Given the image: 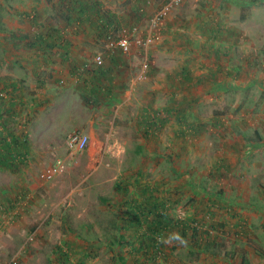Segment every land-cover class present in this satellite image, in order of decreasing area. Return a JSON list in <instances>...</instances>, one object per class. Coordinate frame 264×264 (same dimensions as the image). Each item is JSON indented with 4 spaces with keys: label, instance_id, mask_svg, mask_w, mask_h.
<instances>
[{
    "label": "rangeland",
    "instance_id": "obj_1",
    "mask_svg": "<svg viewBox=\"0 0 264 264\" xmlns=\"http://www.w3.org/2000/svg\"><path fill=\"white\" fill-rule=\"evenodd\" d=\"M168 1L151 2L142 36L139 25V34L134 27L127 31L131 48L123 54L136 45L142 56H132L134 75L128 83L121 81L123 92L114 98L101 96L105 79L93 82L89 75L81 76L90 70L85 68L73 84L59 90L63 93L55 101L39 100L36 93L12 99L19 118L9 129L21 136L15 148L21 158L18 169L0 167V232L12 229L6 220L15 221L32 205L38 208L34 225H41L47 235L36 240L34 234L23 245L26 251L38 248L43 264H59L52 255L56 250L64 254L61 262L69 261L77 243L87 248L77 250L78 260L92 252L87 264H119L118 256L128 257L134 228H122V219L145 197L140 185L157 186L161 195L172 188L174 217L209 224L206 230L214 235L212 245L194 249L170 238L177 235L175 228L167 234L157 264H264V0H181L168 11L157 35L169 38L172 46L161 41L147 48L148 73L132 84L145 62L144 48L133 38L140 35L143 40L151 33L155 14ZM57 10L47 0H0V87L10 82L13 71L19 77L31 71L35 75L41 61L34 40L50 29L68 28ZM200 21H208L215 31L201 29ZM66 28L64 34L75 33ZM174 32L179 35L172 43ZM122 33L112 31L110 36ZM88 48L94 52L92 59L117 52L108 44ZM88 63L92 66L93 61ZM184 68L203 83L184 86L177 80L174 89L168 88L171 94L155 97L152 88L166 89V80L181 76ZM134 87V95H125ZM1 94L0 116L7 121L10 111L5 106L11 101ZM148 108L158 126L146 138L138 120ZM80 129L89 135L90 146L72 154L68 137ZM55 169L51 179L43 178ZM160 184L165 187L159 192ZM241 218L246 225L239 231ZM227 222L225 229L211 230ZM20 245L8 246L7 261L25 255Z\"/></svg>",
    "mask_w": 264,
    "mask_h": 264
},
{
    "label": "crops",
    "instance_id": "obj_2",
    "mask_svg": "<svg viewBox=\"0 0 264 264\" xmlns=\"http://www.w3.org/2000/svg\"><path fill=\"white\" fill-rule=\"evenodd\" d=\"M77 1L82 7H84V9L85 8L87 9V14L82 18L84 22L78 23L79 25L78 27H73L76 24H72V26H68V28L64 26L62 28L63 31L61 34V36L63 37L62 39L59 37L56 39L49 38L45 34H42L40 38L34 40L37 42L35 46L38 47L36 53L38 57L37 60L41 61V64H39L40 62H38V68L35 72L36 77H34L35 75L32 74V71H31V75L27 74L26 76L24 75L25 77L21 76L22 78L17 76L18 74L17 73L15 74V72L13 71V73H9L11 77L7 78V81L9 80L11 83L10 82H5V84L2 83L3 86L0 87L1 93H4V95H6L8 99L10 98L9 101H11L10 105L5 106V108L9 109L10 111L9 116L6 117L8 118V120L6 121L3 118L5 122H2L3 120L2 117L0 116V120H1L0 127L2 126V123H4L5 125L4 124L3 125L7 127V129H5V133L3 126H2L3 130L0 131V161L1 160L6 161L5 166H0V167H5V168L9 167L8 164L12 163L14 160H16L17 156L20 155L18 154V151L15 150V148L17 147V142H20L19 139H21V136L12 135L11 134L12 131L11 129H9V126L11 127L14 126L13 121L19 118L18 117L19 113L17 112L18 105L15 104L12 100L13 98L16 97L15 94L16 95L20 94V96L23 97V95L30 96L31 93L34 94L36 93L35 96L39 98V100H43L44 102L51 100L55 101V99H58V96L63 93V92H59V90L68 88V85L73 84L74 77L80 78L81 76L89 75V77H91L93 82H95V80H97L99 77L101 79H105L107 82V84L105 85L107 86L105 89L101 90V92L103 93L101 94V96L108 95L111 96V98H114V96L119 94L120 91L123 92V87L125 83L122 84L121 81L124 80L125 82L128 83V80L132 77V75H134L133 71L131 70H133L135 66H131L132 64L130 61L133 55L138 54L140 57L142 56L141 52L139 51L137 52L138 46L134 45V50L129 55L123 54V51H121L120 49H117V52H115L114 54H112L111 52L109 54H105L103 56L104 64L102 66H96V64L94 63L95 58L92 59L94 56V52L90 51L88 47L97 48L99 46L104 47L105 45H107L105 37L108 35L107 34L108 32L105 34V30H104V34H103L102 31L103 29L106 28L108 29V31L111 32L116 31L117 33L120 34L121 31L127 33L128 30L131 31L133 27L139 25L140 35H141L143 33L142 24L146 20H148L150 15L152 14V12L150 11V7H151L150 5L153 0H77ZM102 11H104L105 13ZM97 16H100V18L97 19ZM200 22L197 23L198 25H201L200 26L201 29L206 31L209 28L212 30V32L215 31L216 28H213L210 24H208L209 23L208 21L203 24H202L203 21ZM65 28L66 30L74 28L75 33L71 31L70 35H66L64 34ZM140 35L134 36L135 38H133V40L137 39V37H138L137 40H139L141 38ZM178 35H179L178 33L174 32V34L171 36L172 43H174V40ZM214 36L215 34L213 33V36L211 37L214 38ZM160 38L161 37L159 36L156 39L157 42L155 41L154 46L155 44L157 45L158 43H161V41L162 43L167 44L165 46H169V47L172 46L168 44L170 43V40H168L169 38H166L164 40H161ZM132 42L134 43V41ZM50 44L55 45V48L50 49L51 48ZM39 47H42V49H39ZM46 49H49L50 51ZM225 53L226 56H228V53L227 52ZM23 61L26 62L27 60L25 59ZM89 61H93L92 66L88 65ZM128 65H130L132 69H129ZM85 68L90 69L89 72L84 71L85 74L84 75L82 74L80 77H78L80 70H83ZM13 69L11 67V70ZM30 70H32V67ZM168 77L169 75L167 76V78ZM35 78L38 81H35ZM17 79L19 80L17 81ZM136 82H137V78L133 79L131 83L136 84ZM165 85H166V89H164L163 87L152 88L151 91H153L152 93L155 95V97L161 94L172 93L173 90L168 91V88L170 89L175 88L173 81L169 82L166 80ZM219 86L220 84H218V87ZM135 90L136 88L134 87L133 91L131 90L129 92H125V95L128 96L134 95ZM83 91H85V89ZM97 91L99 90H96V92ZM53 94L54 96L56 95L57 98H52L51 95ZM24 100L26 99L24 98ZM2 105L3 104L0 102V107ZM44 108L45 105L40 110H44ZM169 115L170 114L168 112V115H166L165 117L168 118ZM152 117L154 118L155 115L152 114L151 108H148L147 110H145L144 114L140 115L138 120V123L144 127L146 138H148V136L152 134L153 129H155L158 126L157 118H154L155 119L154 121L152 120ZM148 123L149 124L152 123V126L148 127ZM159 186H160L159 187V192H160L161 190H163L162 188L165 187V184H160ZM156 187L157 186L151 188V190L153 191L155 190V193L153 196L152 194L149 195V198H151L150 201L153 200L154 196H156L155 198L160 197V200L165 202L167 205L168 216L174 217L175 214L174 212H172V207H171L173 197H176V195L173 194L174 190L171 188V190L164 192L165 195L163 194L161 195L160 193H157L158 188ZM143 189H145L143 188V185H140L141 195H143L144 192ZM140 199L141 200L139 201L142 202L147 198L143 197ZM20 204L21 203H19V205ZM25 204L26 202L24 203V205ZM37 211L38 208L36 207L33 208L32 205L27 211L19 212L21 216L15 221L6 220L7 223H11L9 226L12 227V229L8 230V233L0 232V264H7L12 260L11 259L7 261V259L5 258L9 255L10 251L8 250V246L11 245L12 242L21 244L19 249L20 254L25 253V255H23V257L20 258V261L23 264H31V263L43 264L44 260L39 257L40 251L38 248L34 247L35 249H37L35 250V252L33 250L26 251L27 247L25 248L23 245V241H27L28 238L34 234L36 236V240H38L39 238L46 237L47 235L43 231H41L40 229L41 225L39 226L34 225L38 217L36 216ZM151 216L153 217V215ZM3 220H4L3 218H0V225L2 224ZM13 222L15 223L13 224ZM24 222L28 225L27 227L26 225L24 227ZM17 226H19L20 229L17 228ZM131 231H132L131 234H133V230ZM71 239L77 243V237H75V239L71 237ZM68 247H70V245ZM74 247L76 249L73 252L74 257L72 256L67 257L69 258V261L61 262L62 260L61 256L64 254L59 253V251L57 250L54 251L53 252L54 254L52 255L55 258H57L59 264H87L88 260H92L91 258L86 259L85 257L81 260H78L77 250L79 249L81 252H83V250L84 249L86 250L87 248L86 247L82 248L81 245H79L78 243ZM28 255H33V256L35 255V257L32 258L31 260Z\"/></svg>",
    "mask_w": 264,
    "mask_h": 264
},
{
    "label": "trees",
    "instance_id": "obj_3",
    "mask_svg": "<svg viewBox=\"0 0 264 264\" xmlns=\"http://www.w3.org/2000/svg\"><path fill=\"white\" fill-rule=\"evenodd\" d=\"M47 1L52 4L56 10H60L67 22V26H72V24H77V26H79L78 23L84 22L82 18L87 14V9H84V7H82L77 0H57L56 2L54 0ZM98 18H100V16H97V19ZM104 30L105 34L108 32V35L105 37L106 42L108 43V38L110 37L109 33L111 31H108L107 28L103 29V34ZM62 31L63 30L61 28H54L48 30L45 35L49 38L56 39L59 37L62 39ZM40 37L41 35L38 36V38ZM214 37L217 36L215 35ZM50 47L51 49H53L55 48V45L50 44ZM183 71L184 72L181 73V76H179L178 74L172 76L174 86L177 84V80L181 81L184 86H186V84H188L187 86H189L195 81L191 75V72L187 68H184ZM196 80L197 81H195V83L197 85L203 83L201 80ZM1 95L5 96L4 93H2ZM152 120L155 121L153 117ZM151 126L152 123H148V127ZM20 158L21 156L19 155L17 156L16 160H14L12 163H7L9 165L8 168L12 170L16 169L20 163ZM5 164L6 161H0V166H5ZM143 188L145 189H143L144 192L142 196L147 197L149 195L148 193H155V190H151L152 187L150 188L149 186H144ZM153 195L154 194H152V196ZM155 197L156 196H154L152 201H150L151 198L149 197V201L143 200L142 202H140L139 200H136L135 206L132 209V214H128L129 218L127 220L124 218L122 219V222L124 223L122 228H128L131 226L134 228L132 236L135 237V240L132 243H128V257L122 255L118 256L117 260H120L119 264H145V261L149 262L150 264H157L160 260V257L164 253L163 246L165 245V239L168 238L167 234H171L170 232L175 230V228H177L178 230L177 235L181 238L177 241H179L182 245L187 244L189 246L194 247V249H202L204 244L208 243L209 245H212L214 243V235L212 231L206 230L209 224L200 223L196 219L188 221V219L184 220L182 218L168 216V208L166 203L161 201L160 197ZM151 215H153V217ZM240 220V224H236V227L239 228V231L244 229L245 224V220L243 218H241ZM228 224L229 222L220 224L219 227H217L216 225H212L211 230L214 229L220 231L219 228L225 229ZM173 237L174 236L171 235L170 238L173 239ZM199 251L201 252L203 250ZM88 252L90 251H87V253L85 254V258H94L92 257V252ZM142 258L143 260L141 261ZM242 264H246V262H244L243 260Z\"/></svg>",
    "mask_w": 264,
    "mask_h": 264
},
{
    "label": "built area",
    "instance_id": "obj_4",
    "mask_svg": "<svg viewBox=\"0 0 264 264\" xmlns=\"http://www.w3.org/2000/svg\"><path fill=\"white\" fill-rule=\"evenodd\" d=\"M181 4V0H169L168 5L162 9L160 12L155 14L154 19L152 20V27L151 33L147 35V37L143 40H137V43L140 44L144 48V55H145V62L141 67V71L137 77L138 81L145 79L148 69H149V54L148 49L156 39L158 38V33L160 32L161 28L164 26V22L166 21L167 13L170 9L179 6ZM134 32H138V28L134 27ZM130 35L123 31L121 35L117 38L109 37L108 47L112 50L120 49L123 53L130 52L131 48V38ZM94 63L96 66H102L104 64V60L102 57L98 56L95 58ZM68 149L72 154H78L85 152L90 146V137L89 135L83 130H76L70 134L68 137ZM56 169L52 170L49 174L43 176L44 179L48 180L51 179L54 174L56 173ZM9 264H21L20 260L12 259Z\"/></svg>",
    "mask_w": 264,
    "mask_h": 264
},
{
    "label": "clouds",
    "instance_id": "obj_5",
    "mask_svg": "<svg viewBox=\"0 0 264 264\" xmlns=\"http://www.w3.org/2000/svg\"><path fill=\"white\" fill-rule=\"evenodd\" d=\"M154 118H156V117H154ZM80 130H82V129H80ZM173 239L180 240L181 238L177 235V236H174Z\"/></svg>",
    "mask_w": 264,
    "mask_h": 264
}]
</instances>
